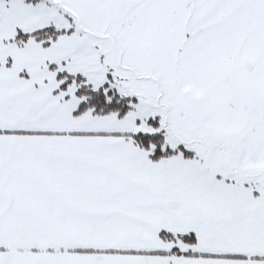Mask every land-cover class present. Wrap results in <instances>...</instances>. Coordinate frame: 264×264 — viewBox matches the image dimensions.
Listing matches in <instances>:
<instances>
[{
	"label": "snow or ice",
	"instance_id": "1",
	"mask_svg": "<svg viewBox=\"0 0 264 264\" xmlns=\"http://www.w3.org/2000/svg\"><path fill=\"white\" fill-rule=\"evenodd\" d=\"M0 264H264V0H0Z\"/></svg>",
	"mask_w": 264,
	"mask_h": 264
}]
</instances>
